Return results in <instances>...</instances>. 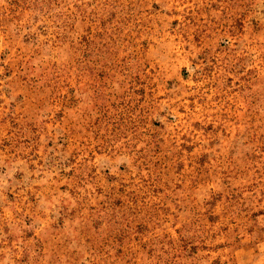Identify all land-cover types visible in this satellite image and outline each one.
Here are the masks:
<instances>
[{
	"label": "rangeland",
	"instance_id": "rangeland-1",
	"mask_svg": "<svg viewBox=\"0 0 264 264\" xmlns=\"http://www.w3.org/2000/svg\"><path fill=\"white\" fill-rule=\"evenodd\" d=\"M0 264H264V0H0Z\"/></svg>",
	"mask_w": 264,
	"mask_h": 264
}]
</instances>
